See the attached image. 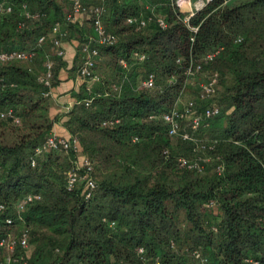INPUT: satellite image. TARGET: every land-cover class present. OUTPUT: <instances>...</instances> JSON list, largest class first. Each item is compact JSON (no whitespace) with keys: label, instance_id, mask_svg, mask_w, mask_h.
Wrapping results in <instances>:
<instances>
[{"label":"trees","instance_id":"obj_1","mask_svg":"<svg viewBox=\"0 0 264 264\" xmlns=\"http://www.w3.org/2000/svg\"><path fill=\"white\" fill-rule=\"evenodd\" d=\"M72 1L0 0L11 8L0 13V52L36 53L31 63H0V110L19 118L18 124L0 120V201L6 204L0 240L14 226H30L28 245L35 247L16 254L25 264H264V0L237 6L215 0L190 18L196 33L183 23L176 0H80L102 7V25L117 43L97 47L99 82L88 93L83 86L73 107L57 117L37 78L50 57L54 88L61 58L50 41L36 45ZM146 4L160 5L166 29L125 24L146 17ZM23 6L38 17L26 18ZM75 26L68 27L74 35ZM216 48L221 51L204 67L216 76L215 91L197 111L215 104L220 114L198 131L205 137L200 149L197 138L173 145L158 117L185 91L189 62ZM148 74L153 90L140 87ZM57 122L78 137L80 155L93 164L96 188L88 201L84 185L66 187L73 155L34 153ZM180 158L200 159V170L180 167ZM27 193L41 200L24 210L23 222L7 226L5 218H15L13 206Z\"/></svg>","mask_w":264,"mask_h":264},{"label":"built area","instance_id":"obj_2","mask_svg":"<svg viewBox=\"0 0 264 264\" xmlns=\"http://www.w3.org/2000/svg\"><path fill=\"white\" fill-rule=\"evenodd\" d=\"M215 0H202L201 4L196 6L194 10H191L183 18V23L192 32L196 33L197 27H190L189 20L195 14V12L201 10L208 4H212ZM177 5V4H176ZM178 6V5H177ZM179 7V6H178ZM180 9V7H179ZM26 18L31 17L36 19L38 15L30 16L26 12V7L23 6ZM181 10V9H180ZM11 8L3 3H0V13H10ZM102 7H86L80 0H73L68 13L65 15L63 21L55 23L51 26L47 35L41 36L37 40L36 47H40L50 37V42L55 50V56L62 58L64 51L61 48L62 39L66 37V29L69 25H72L76 21V17L80 15L87 16L91 25L92 37L90 40L84 42L81 47L83 53V61L77 68V76L83 81L89 84H95L99 82L100 77L94 72L95 62L99 57L97 47L99 46H114L117 43V37L107 32L102 25ZM155 22L161 29L167 28V23L164 17L154 14L151 10L150 13L143 18L129 17L125 20V24L128 26H134L136 30L145 28L149 23ZM193 42V38H191ZM237 41H240L239 39ZM221 51L220 48H216L210 53L204 55L199 61L194 62L191 60L187 69L185 70L186 79L195 76L198 73L204 72V67L211 63L214 58ZM35 51H21L11 50L7 52H0V63H10L14 61H20L25 63H31L35 59ZM134 58L139 62L145 59L143 54H134ZM180 60H177V64ZM119 64L122 68L127 69V63L125 60H120ZM44 70L41 75L37 78V81L46 88V91L42 93L44 98H51L52 90V78L54 60L50 57L46 58L43 65ZM207 82L200 86L199 94L197 99L190 100L186 103L181 102V95L175 101L173 107L162 113L158 118L167 125V135L171 138H180L183 141L196 142L194 134L197 133L206 123L220 114V109L212 104L204 107L202 110L197 111L198 103L208 101L214 94L215 86L217 83L216 76L209 75ZM140 87L146 90H153L156 88L155 78L153 74H148L140 83ZM91 100L85 102L88 106ZM155 115L149 117L150 120L155 119ZM0 120H11L14 124L19 123V118L14 115L12 110H0ZM119 123L118 120H110L102 123L104 127H111ZM186 123V125H184ZM185 127V128H184ZM137 138H133V142H136ZM202 147V146H201ZM203 148V147H202ZM49 152H66L74 156L72 160V167L66 173V187L67 190L71 191L80 185H84L85 193L84 200L88 201L91 199L93 192L96 188L95 182L92 178L93 164L87 157H83L79 153V141L75 135H69L68 137H61L55 131H51L45 141L38 146L34 153L36 156L47 154ZM199 161L191 163L190 161L180 158L178 159L179 166L187 169L200 170ZM35 165V161L31 162V166ZM41 200V196L36 193H27L19 198L13 206L15 218L6 217L4 222L7 226H13L15 221L23 222L22 213L30 205L37 203ZM6 210V204L0 201V212ZM105 222V220H103ZM114 224L111 223L110 226ZM29 239V230L23 226L14 236L8 232L4 238L0 240V264H14L24 260L23 256H17V250L21 253H27ZM138 254H143V249L138 250ZM195 257L199 258V254L195 253ZM24 262V261H23ZM146 263V262H145ZM25 264V262H24ZM148 264V263H146ZM257 264V263H252Z\"/></svg>","mask_w":264,"mask_h":264},{"label":"crops","instance_id":"obj_3","mask_svg":"<svg viewBox=\"0 0 264 264\" xmlns=\"http://www.w3.org/2000/svg\"><path fill=\"white\" fill-rule=\"evenodd\" d=\"M191 2L192 5H191ZM202 0H188L189 8H186L185 14L194 10L196 6L200 5ZM89 18L84 15L76 17L75 27L77 29L75 35L70 33L69 28L66 29V37L62 39L61 48L64 51V56L61 58L62 68L59 72L60 82L51 90L50 101L53 104L52 112L57 117L64 116L76 103L75 95L80 92V89L84 86L85 91L88 93L93 87L77 76V68L83 61V53L81 52L82 44L92 37L91 28L86 27L90 25ZM46 41H50V37H47ZM53 131H55L61 137H68V131L62 126L60 122H57Z\"/></svg>","mask_w":264,"mask_h":264},{"label":"rangeland","instance_id":"obj_4","mask_svg":"<svg viewBox=\"0 0 264 264\" xmlns=\"http://www.w3.org/2000/svg\"><path fill=\"white\" fill-rule=\"evenodd\" d=\"M81 1H83L84 3H92V4L95 3L97 5L101 4L100 0H81ZM248 1H251V0H225L224 4H226L227 6H237V5L243 4V3L248 2ZM186 2H187V4H186ZM192 3L193 2H191V5H192ZM176 4L180 7L182 12L185 11L186 8H189L188 0H176ZM185 4H186V8H185ZM145 7H146V9H145L146 11L150 12L152 10L154 12V14L162 16V14L160 13V5L146 4ZM145 13H148V12H145ZM86 28L90 29L91 25H88ZM96 74L97 75L99 74L97 70H96ZM208 76H209V73L208 72L206 73L204 71L203 73H198L195 76L188 78L186 81L185 91L182 92V95H181V102L186 103L190 100L197 99V96H198L199 90H200V86L207 82ZM184 125H186V123ZM194 137H195V139L197 138L198 149H200V145L204 144L203 138H205V137H204L203 132L195 133ZM198 138H201V139L198 140ZM171 141H172L173 145H176L179 141V138H171ZM194 154L199 155L200 153L195 151ZM184 158L189 159V160H193V156L184 157ZM26 227L29 231H32V228L30 226H26ZM22 228H23V226H14L13 228H11L10 234L12 236H14L16 233V230H18V229L21 230ZM42 233H45V231H42ZM30 243H31V241H29V245H28V248L26 250L27 253H31L35 247L34 243H31V244ZM1 258H2V255H0V259ZM17 263L18 262H16V264Z\"/></svg>","mask_w":264,"mask_h":264}]
</instances>
